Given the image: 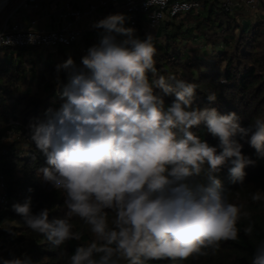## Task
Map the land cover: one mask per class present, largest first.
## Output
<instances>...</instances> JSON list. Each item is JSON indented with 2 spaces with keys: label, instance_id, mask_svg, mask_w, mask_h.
I'll return each instance as SVG.
<instances>
[{
  "label": "clouds",
  "instance_id": "clouds-1",
  "mask_svg": "<svg viewBox=\"0 0 264 264\" xmlns=\"http://www.w3.org/2000/svg\"><path fill=\"white\" fill-rule=\"evenodd\" d=\"M144 2L152 8L166 0ZM151 18L162 17L152 12ZM125 19L110 14L94 23L104 31L81 64L69 56L56 66L57 79L61 71L68 77L58 91L63 103L49 109L44 121L28 125L31 142L46 157L42 179L63 193L67 211L52 219L48 208L33 214L30 196L12 208L54 247L81 240L83 232L74 230L72 218L83 221L93 239L76 247L67 264L207 256L221 242L236 241L238 224L251 219L244 203L230 201L218 174L228 166L231 182L244 184L245 168L255 161L243 154L239 140L247 138L264 158V119L244 127L234 111L194 107L197 84L158 75L154 36L140 39L134 28L124 26ZM13 43L0 33V47ZM201 126L218 139L217 146L193 131ZM251 200L261 202L264 195L257 191ZM253 230L252 223L243 229L248 236ZM0 264L32 261L12 254L0 256ZM251 264H264V241Z\"/></svg>",
  "mask_w": 264,
  "mask_h": 264
},
{
  "label": "trees",
  "instance_id": "trees-1",
  "mask_svg": "<svg viewBox=\"0 0 264 264\" xmlns=\"http://www.w3.org/2000/svg\"><path fill=\"white\" fill-rule=\"evenodd\" d=\"M12 1L6 3L0 16ZM251 11L244 7L231 11L221 0H202L200 8L168 17L153 35L157 74L196 83L194 107L216 108L220 114L234 111L244 127L254 125L257 118L264 119V11ZM143 26L140 23L135 33L140 39L149 34ZM103 31L85 29L69 46L0 47V182L4 181L9 199L6 205L0 204V256L4 258L14 254L30 258L32 264H67L76 247L93 239L83 221L73 217L74 230L83 232L81 240L54 247L42 234L28 229L12 205L30 196L33 214L48 208L49 219L64 217L63 193L44 184L39 170L48 166L46 157L26 133L30 123L44 121L49 109H59L63 103L58 91L68 77L61 71L57 79L56 66L69 56L80 65L88 48L99 43ZM165 99L171 104L174 97ZM193 131L211 146L218 145V139L204 126ZM239 142L243 154L255 161L254 166L245 168L244 184L231 182L228 166L218 174L230 190V201L244 203L251 213L250 220L238 224V239L221 242L215 254L187 260H151L147 264H251L257 245L264 241V200H251L257 191L264 195V158L256 155L247 138ZM249 223L254 229L251 236L243 231Z\"/></svg>",
  "mask_w": 264,
  "mask_h": 264
},
{
  "label": "built area",
  "instance_id": "built-area-1",
  "mask_svg": "<svg viewBox=\"0 0 264 264\" xmlns=\"http://www.w3.org/2000/svg\"><path fill=\"white\" fill-rule=\"evenodd\" d=\"M227 10H234L244 7L248 10H258L262 0H221ZM25 6L38 7V0H24ZM202 6V0H166L163 7H145L144 0H91L85 7H74L71 0L64 2L60 17L64 19L63 24L56 29H33L26 28L21 23H9L5 20L0 27V33L6 38L13 40L12 45L16 47H56L59 45L69 46L78 41L84 31L78 23L85 21L86 27L93 29L94 23L110 14H123L125 27H132L136 30L140 23L143 29H158L161 24L170 16H175L185 11L198 9ZM152 12H157L162 17L158 21L151 18ZM33 24L36 21H32ZM155 24V27L153 26ZM34 37V42H29V37ZM86 52V48H83ZM4 181L0 182V204L6 205L9 199L5 192Z\"/></svg>",
  "mask_w": 264,
  "mask_h": 264
},
{
  "label": "crops",
  "instance_id": "crops-1",
  "mask_svg": "<svg viewBox=\"0 0 264 264\" xmlns=\"http://www.w3.org/2000/svg\"><path fill=\"white\" fill-rule=\"evenodd\" d=\"M24 0H13L3 12L1 24L8 20L9 23H21L26 28L33 29H56L59 28L64 19L60 17L64 2L67 0H38V7L25 6ZM74 7H85L91 0H71ZM6 5V4H5ZM4 5V6H5ZM1 19V18H0ZM36 21L35 24L32 21ZM78 26L85 29L86 22L78 23Z\"/></svg>",
  "mask_w": 264,
  "mask_h": 264
},
{
  "label": "rangeland",
  "instance_id": "rangeland-1",
  "mask_svg": "<svg viewBox=\"0 0 264 264\" xmlns=\"http://www.w3.org/2000/svg\"><path fill=\"white\" fill-rule=\"evenodd\" d=\"M2 10V9H1ZM264 11V0H262V2H261V4H260V7H259V9L258 10H252L251 12L252 13H254V14H258V13H260V12H263ZM3 16H0V18H2ZM0 20H2V19H0ZM156 28H154V29H147L145 32H147V33H151L152 35H154L155 34V32H156ZM137 37L139 36V35H136ZM26 134H29V133H26ZM44 184H46L47 185V187L48 188H52V185L51 184H49L48 182H46V181H44Z\"/></svg>",
  "mask_w": 264,
  "mask_h": 264
},
{
  "label": "bare ground",
  "instance_id": "bare-ground-1",
  "mask_svg": "<svg viewBox=\"0 0 264 264\" xmlns=\"http://www.w3.org/2000/svg\"><path fill=\"white\" fill-rule=\"evenodd\" d=\"M6 0H0V11L4 7Z\"/></svg>",
  "mask_w": 264,
  "mask_h": 264
},
{
  "label": "water",
  "instance_id": "water-1",
  "mask_svg": "<svg viewBox=\"0 0 264 264\" xmlns=\"http://www.w3.org/2000/svg\"><path fill=\"white\" fill-rule=\"evenodd\" d=\"M8 1H9V0H6V3H7ZM6 3H5V4H6Z\"/></svg>",
  "mask_w": 264,
  "mask_h": 264
}]
</instances>
